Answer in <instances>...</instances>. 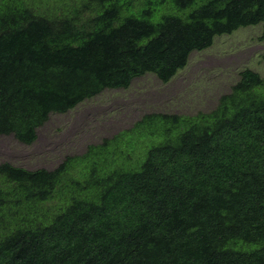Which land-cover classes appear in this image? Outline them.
Returning a JSON list of instances; mask_svg holds the SVG:
<instances>
[{
  "label": "trees",
  "instance_id": "obj_1",
  "mask_svg": "<svg viewBox=\"0 0 264 264\" xmlns=\"http://www.w3.org/2000/svg\"><path fill=\"white\" fill-rule=\"evenodd\" d=\"M261 27L264 0H0V135ZM264 79L145 113L52 170L0 164V264H264Z\"/></svg>",
  "mask_w": 264,
  "mask_h": 264
},
{
  "label": "rangeland",
  "instance_id": "obj_2",
  "mask_svg": "<svg viewBox=\"0 0 264 264\" xmlns=\"http://www.w3.org/2000/svg\"><path fill=\"white\" fill-rule=\"evenodd\" d=\"M41 1L54 0H36ZM260 33L261 27L256 25L215 36L210 47L193 51L186 66L166 83L145 74L127 88H107L64 113H51L31 144L0 135V164L52 170L66 156L80 155L88 145L129 130L145 113L212 110L243 69L264 79V40L259 39Z\"/></svg>",
  "mask_w": 264,
  "mask_h": 264
},
{
  "label": "bare ground",
  "instance_id": "obj_3",
  "mask_svg": "<svg viewBox=\"0 0 264 264\" xmlns=\"http://www.w3.org/2000/svg\"><path fill=\"white\" fill-rule=\"evenodd\" d=\"M202 50H203V49H202ZM194 51H197V50H194ZM200 51H201V50H200ZM192 52H193V51H192ZM192 52H190V54H191ZM190 54H189V56H190ZM189 56H188L187 62H188V60H189ZM185 66H186V65H185ZM185 66H184V67H185ZM184 67H183V68H184ZM183 68H182V69H183ZM180 70H181V69H180ZM147 74H151V73H147ZM153 75H154V74H153ZM158 79H159V78H158ZM171 79H172V78H171ZM171 79H170V80H171ZM159 80H160V79H159ZM160 81H161V80H160ZM161 82H162V81H161ZM167 82H168V81H167ZM263 82H264V81H263ZM163 83H164V82H163ZM84 150H85V149H84Z\"/></svg>",
  "mask_w": 264,
  "mask_h": 264
}]
</instances>
